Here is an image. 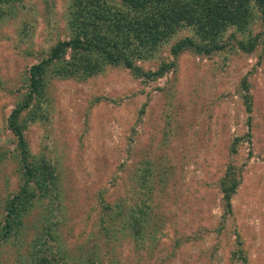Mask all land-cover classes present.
<instances>
[{
  "label": "rangeland",
  "instance_id": "1",
  "mask_svg": "<svg viewBox=\"0 0 264 264\" xmlns=\"http://www.w3.org/2000/svg\"><path fill=\"white\" fill-rule=\"evenodd\" d=\"M73 1L16 0L0 20V203L24 170L8 117L30 67L72 37ZM89 1L121 23L140 16L120 0ZM260 1H247L241 30L209 39L180 26L145 59L132 56L140 77L123 64L81 79L48 72L42 116L22 133L43 189L0 245V264H30L41 242L45 264H264Z\"/></svg>",
  "mask_w": 264,
  "mask_h": 264
},
{
  "label": "trees",
  "instance_id": "2",
  "mask_svg": "<svg viewBox=\"0 0 264 264\" xmlns=\"http://www.w3.org/2000/svg\"><path fill=\"white\" fill-rule=\"evenodd\" d=\"M16 0H0V20L12 14ZM123 4L140 12L137 21L121 23L119 17L109 12L95 13L88 4L89 0H74L70 10L69 28L72 37L58 42L49 55L30 67L23 99L16 103L8 117V129L16 141L15 150L19 152L21 164V185L12 197H6L0 203L3 217L0 222V245L20 234L24 215L35 207L42 187V163L30 160L23 138V129L28 122H35L42 113L39 112L41 99L46 97L47 76L49 71L56 72L61 78L81 79V77L99 74L105 65L123 64L131 69L132 74L140 77V68L133 67L131 57L145 59L148 48L157 42L166 41L180 26L197 29L200 37L213 39L221 34L225 27L234 25L239 30L247 25L249 0H120ZM258 2L264 10L262 3ZM157 9L152 12V7ZM152 16L147 24L142 18ZM113 16V17H112ZM137 25V26H136ZM199 28V30H198ZM133 31L131 39L129 32ZM101 32L103 34H101ZM202 32V33H201ZM143 33V34H142ZM149 35V37H147ZM155 39H153V37ZM147 44L151 45L150 47ZM174 49L173 52H176ZM69 54V58H65ZM43 101V100H42ZM38 118V119H39ZM2 157V155L0 154ZM17 155H13L16 158ZM4 159V156L1 158ZM49 176L52 168L49 166ZM224 198L230 197V191L224 190ZM37 203V202H36ZM226 206L230 204L226 201ZM22 212V214L20 213ZM42 237L51 230L41 227ZM38 237H40L38 235ZM39 241V240H38ZM34 243V242H33ZM33 246L30 264H45L43 246ZM48 264V263H47Z\"/></svg>",
  "mask_w": 264,
  "mask_h": 264
}]
</instances>
